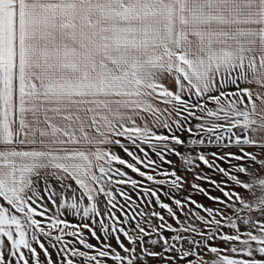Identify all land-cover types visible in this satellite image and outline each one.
I'll return each mask as SVG.
<instances>
[{"label":"snow or ice","instance_id":"obj_1","mask_svg":"<svg viewBox=\"0 0 264 264\" xmlns=\"http://www.w3.org/2000/svg\"><path fill=\"white\" fill-rule=\"evenodd\" d=\"M0 264H264V0H0Z\"/></svg>","mask_w":264,"mask_h":264}]
</instances>
